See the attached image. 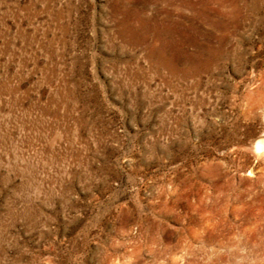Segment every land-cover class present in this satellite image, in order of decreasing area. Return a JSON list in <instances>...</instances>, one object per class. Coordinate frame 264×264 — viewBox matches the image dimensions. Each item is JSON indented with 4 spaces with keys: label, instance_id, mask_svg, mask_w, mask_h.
<instances>
[{
    "label": "rangeland",
    "instance_id": "obj_1",
    "mask_svg": "<svg viewBox=\"0 0 264 264\" xmlns=\"http://www.w3.org/2000/svg\"><path fill=\"white\" fill-rule=\"evenodd\" d=\"M260 139L264 0H0V264H264Z\"/></svg>",
    "mask_w": 264,
    "mask_h": 264
},
{
    "label": "bare ground",
    "instance_id": "obj_2",
    "mask_svg": "<svg viewBox=\"0 0 264 264\" xmlns=\"http://www.w3.org/2000/svg\"><path fill=\"white\" fill-rule=\"evenodd\" d=\"M165 43H166V46L165 47H167L168 46V41L167 42L166 41L162 42V44H165ZM254 151L257 153V155H259V154L261 155V153H264V139H260V140H258L255 143Z\"/></svg>",
    "mask_w": 264,
    "mask_h": 264
}]
</instances>
